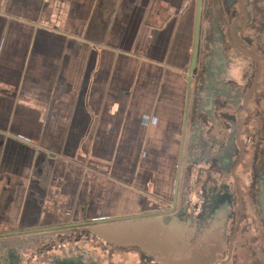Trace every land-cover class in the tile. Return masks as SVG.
<instances>
[{
	"label": "crops",
	"instance_id": "1",
	"mask_svg": "<svg viewBox=\"0 0 264 264\" xmlns=\"http://www.w3.org/2000/svg\"><path fill=\"white\" fill-rule=\"evenodd\" d=\"M195 7L0 0V214L15 224L7 234L156 215L183 189L189 197L190 154L224 141L228 126L193 101ZM212 64L206 93L227 75Z\"/></svg>",
	"mask_w": 264,
	"mask_h": 264
},
{
	"label": "flooded vegetation",
	"instance_id": "2",
	"mask_svg": "<svg viewBox=\"0 0 264 264\" xmlns=\"http://www.w3.org/2000/svg\"><path fill=\"white\" fill-rule=\"evenodd\" d=\"M240 12L245 23L239 31V45L257 59L255 63L243 53L254 63L255 76L258 74L253 89L257 101L250 111L244 107V101L231 115L227 112L231 102L225 101L222 118L228 124L227 137L222 142L210 138L211 147L206 154L198 149L190 154L189 197L183 189L178 205L152 215L173 224L174 236L172 250L164 239L163 249L154 256L151 252L150 256L140 253L155 264H228L234 261L235 249L242 248L245 240L258 245L259 250L263 247L264 12H258L257 19L251 20L253 31L247 30L248 11L243 8ZM247 234L249 237L245 239Z\"/></svg>",
	"mask_w": 264,
	"mask_h": 264
},
{
	"label": "rangeland",
	"instance_id": "3",
	"mask_svg": "<svg viewBox=\"0 0 264 264\" xmlns=\"http://www.w3.org/2000/svg\"><path fill=\"white\" fill-rule=\"evenodd\" d=\"M224 1L202 0V6L204 4L202 7L203 22L207 21L208 25L207 30L204 27V31L202 30L199 36L198 67L193 75V91L198 89V95L195 90L193 101L197 105L196 110L203 115L204 112L211 113L206 110H212V108L215 115H223L225 111V102L223 101L231 102V108L227 111L231 115L234 110L239 108L240 104L242 105L246 101L252 83L250 76L255 77L250 59L234 47L230 38L229 23L235 19L240 20L242 17L238 5L240 0H232L233 4L226 6ZM226 2L230 3L228 0ZM243 8L248 11L247 18L254 21L257 19L258 12H264V0H244ZM251 26L252 24L247 23V30L251 29ZM241 28L242 26L235 28V39L240 48L238 35ZM247 36H250V31H247ZM179 46L182 47V45ZM190 50L192 54V47ZM210 62L213 63V69L221 67L227 69V79L216 76L218 88L214 89V95L212 92L206 93L205 91L204 73ZM221 88L224 89L223 92H221ZM238 90L239 94H236ZM254 90L246 103L248 111L253 110L251 107L255 106V100L257 101ZM201 97L203 98L202 103ZM198 98L199 103L196 101ZM14 226V222L8 215L0 214V235H3L0 240L4 244L0 250L1 254L5 255V264H57L58 257L59 260L63 259L61 264H155L135 250L113 248L92 237L91 234L84 233L82 229L38 227L36 230L27 232L18 231L19 234H7L13 231L10 228H14ZM248 237L247 234L245 239ZM233 255L236 256L234 261L227 262L228 264H264V244L259 250L258 245H253L245 240L243 247L235 249Z\"/></svg>",
	"mask_w": 264,
	"mask_h": 264
},
{
	"label": "water",
	"instance_id": "4",
	"mask_svg": "<svg viewBox=\"0 0 264 264\" xmlns=\"http://www.w3.org/2000/svg\"><path fill=\"white\" fill-rule=\"evenodd\" d=\"M243 2L244 0H240L241 8L243 7ZM201 8L202 0H196L192 54L188 69L189 82H191L192 75L195 73L197 67V55L200 46L199 36L201 33ZM230 35L234 47L241 53L249 55L256 63L257 59L252 54L241 50L237 45L233 26H231ZM257 78L258 74L255 76L248 91L244 107H246L247 100L252 94ZM172 227L173 224H166L165 219L160 216L144 215L142 217L125 220H113L109 222L103 221L92 224L80 223L71 225L69 228H75L77 230L82 229L99 241L116 249L130 250L134 248L138 250V253L150 256L151 252L154 256L156 252L163 249L162 242L164 239L171 250L174 248ZM152 246L154 249L150 250Z\"/></svg>",
	"mask_w": 264,
	"mask_h": 264
},
{
	"label": "trees",
	"instance_id": "5",
	"mask_svg": "<svg viewBox=\"0 0 264 264\" xmlns=\"http://www.w3.org/2000/svg\"><path fill=\"white\" fill-rule=\"evenodd\" d=\"M250 24H252V26H251V29H252V31H253V28H254V26H253V22H251V20H250ZM252 61V60H251ZM251 65L254 67V63L253 62H251ZM255 73V71L253 72V74ZM197 74V73H196ZM249 77V76H248ZM253 79V75L252 76H250V81ZM77 230V229H76ZM83 232L84 233H87V234H89L88 232H86V231H84L83 230ZM93 237V236H92ZM95 238V237H94Z\"/></svg>",
	"mask_w": 264,
	"mask_h": 264
}]
</instances>
